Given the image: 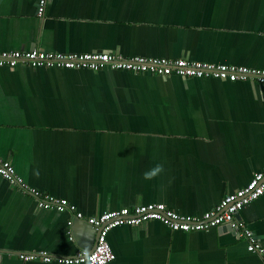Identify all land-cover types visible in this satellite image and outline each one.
<instances>
[{
  "label": "crops",
  "instance_id": "0c3cea01",
  "mask_svg": "<svg viewBox=\"0 0 264 264\" xmlns=\"http://www.w3.org/2000/svg\"><path fill=\"white\" fill-rule=\"evenodd\" d=\"M0 0V53L41 50L264 69V0ZM0 158L86 218L164 204L201 217L264 171V85L127 70L0 67ZM264 245V195L239 213ZM238 214V215H239ZM69 222L72 224L69 225ZM97 231L0 176V264H57ZM109 264H262L228 228L150 220L108 235Z\"/></svg>",
  "mask_w": 264,
  "mask_h": 264
},
{
  "label": "built area",
  "instance_id": "2783aa9c",
  "mask_svg": "<svg viewBox=\"0 0 264 264\" xmlns=\"http://www.w3.org/2000/svg\"><path fill=\"white\" fill-rule=\"evenodd\" d=\"M45 7L46 0H41L38 9L39 16L44 15ZM19 64H26L32 68L62 67L89 69L96 72L104 69L127 70L134 73H150L162 78L172 76H180L185 79L217 78L230 82H251L264 85V69L216 65L186 59L125 58L112 54L87 53L79 55L47 53L41 50L0 53V67L15 68ZM0 176L11 185L21 187L25 192L35 196L40 209L69 212L76 219L85 220L97 231V240L92 251H82L76 256H53L44 252L21 255V259L25 261L40 258L46 263L57 264H109L116 260V255L108 240V235L112 229L120 226H138L146 221L156 220L174 232L208 231L213 228L229 226L239 238L248 241V251L261 257L262 264H264V245L256 238L254 232L237 218L245 206L257 201L264 195V171L256 173L245 188L227 195L216 208L206 212L201 217L181 215L164 204H149L122 208L105 212L96 217L86 218L67 200L43 196L36 190L30 189L18 177L9 160L0 158ZM71 224L69 222V225Z\"/></svg>",
  "mask_w": 264,
  "mask_h": 264
},
{
  "label": "water",
  "instance_id": "95a60500",
  "mask_svg": "<svg viewBox=\"0 0 264 264\" xmlns=\"http://www.w3.org/2000/svg\"><path fill=\"white\" fill-rule=\"evenodd\" d=\"M238 219L241 218L240 214L237 216ZM220 228H228L229 230H232L229 226H223V227H220ZM0 258H1V255H0Z\"/></svg>",
  "mask_w": 264,
  "mask_h": 264
}]
</instances>
